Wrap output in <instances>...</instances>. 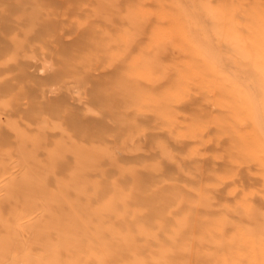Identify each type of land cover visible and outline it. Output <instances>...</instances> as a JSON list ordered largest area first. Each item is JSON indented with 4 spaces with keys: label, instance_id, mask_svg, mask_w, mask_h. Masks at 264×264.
Segmentation results:
<instances>
[{
    "label": "rangeland",
    "instance_id": "rangeland-1",
    "mask_svg": "<svg viewBox=\"0 0 264 264\" xmlns=\"http://www.w3.org/2000/svg\"><path fill=\"white\" fill-rule=\"evenodd\" d=\"M263 36L264 0H0V264H264Z\"/></svg>",
    "mask_w": 264,
    "mask_h": 264
},
{
    "label": "bare ground",
    "instance_id": "bare-ground-1",
    "mask_svg": "<svg viewBox=\"0 0 264 264\" xmlns=\"http://www.w3.org/2000/svg\"><path fill=\"white\" fill-rule=\"evenodd\" d=\"M206 16V15H205ZM207 17V16H206ZM222 29L220 30V33H219V36H223L224 35V33L226 32L225 31V28L224 27H221ZM260 28V27H259ZM258 29V28H257ZM260 32H263V31H260ZM237 37V36H236ZM264 37V36H263ZM238 40V42H239V37H237V38H235L234 40ZM233 40V41H234ZM254 40V39H253ZM259 44H257V42L254 40V43H252V48H249V49H251L252 51L254 50L256 53H258V59L260 60V61H264V55H262V53L264 54V50L263 49H260V47L258 46ZM242 48L243 49H245L246 48V46L245 45H242ZM259 52H262V53H259ZM252 53V52H251ZM250 55H252V54H250ZM242 57V55L240 56V57H238V56H235V58L236 59H233V60H238V59H242L241 58ZM255 56H253V58H254ZM255 59V58H254ZM234 61V62H235ZM232 63H233V61H232ZM227 64V63H226ZM244 66H246L245 64H243ZM248 65V67H251V66H249V64H247ZM233 66H235V64L233 65ZM207 67V66H206ZM44 68V67H43ZM46 68H48L47 70H50V68L51 67H49V66H47ZM46 68H44V69H46ZM52 69V68H51ZM248 69V68H247ZM259 70V69H258ZM249 72H250V69H249ZM42 73H44V72H42ZM251 73V72H250ZM251 76V75H250ZM253 76L254 75H252L251 76V81H253L254 80V78H253ZM264 74H262V73H260L259 74V76L256 78V80H255V82H257V87H259V89H260V92H263L264 91ZM245 82V81H244ZM248 85V84H247ZM229 88H230V86H229ZM50 90V89H49ZM54 90V89H53ZM68 90V89H67ZM235 92H236V90H235ZM264 100V99H263ZM249 104H248V108L250 107L251 109L253 108V110H254V107L252 106V103H250V101L248 102ZM260 108V107H259ZM263 109H264V105H263V107H261V111H263ZM260 111V110H259ZM258 111H256V113H257ZM252 113V112H251ZM261 113V112H260ZM255 113H253V115H254ZM264 124V123H263ZM260 129V128H259ZM261 130V129H260ZM257 133V132H256ZM255 133V134H256ZM261 133H262V131H261ZM263 135V134H262ZM256 136H260V135H257L256 134ZM248 137V136H247ZM253 137V136H252ZM260 138V137H259ZM259 143L261 144V140L259 141ZM261 146L264 148V146L261 144ZM262 151V150H261ZM261 153H263V152H261Z\"/></svg>",
    "mask_w": 264,
    "mask_h": 264
}]
</instances>
